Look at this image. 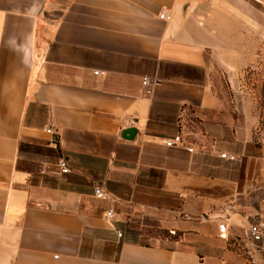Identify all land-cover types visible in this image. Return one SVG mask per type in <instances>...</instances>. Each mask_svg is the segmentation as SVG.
<instances>
[{
    "label": "crops",
    "instance_id": "1",
    "mask_svg": "<svg viewBox=\"0 0 264 264\" xmlns=\"http://www.w3.org/2000/svg\"><path fill=\"white\" fill-rule=\"evenodd\" d=\"M263 53L264 0H0V264H250L255 140L216 77Z\"/></svg>",
    "mask_w": 264,
    "mask_h": 264
},
{
    "label": "rangeland",
    "instance_id": "2",
    "mask_svg": "<svg viewBox=\"0 0 264 264\" xmlns=\"http://www.w3.org/2000/svg\"><path fill=\"white\" fill-rule=\"evenodd\" d=\"M216 86L229 97L234 109L241 112V124H248L254 140L264 145V53L256 65L240 73L235 84L217 76ZM251 153L257 158L244 163L241 171L242 179L248 178L249 190L246 195L239 196L242 203L248 204L247 228L256 223L264 224V148L262 154L257 149ZM250 252L247 255L250 264H264V229L262 240L253 245Z\"/></svg>",
    "mask_w": 264,
    "mask_h": 264
},
{
    "label": "built area",
    "instance_id": "3",
    "mask_svg": "<svg viewBox=\"0 0 264 264\" xmlns=\"http://www.w3.org/2000/svg\"><path fill=\"white\" fill-rule=\"evenodd\" d=\"M201 1H206V0H201ZM161 19H165V20H169L171 18V16L168 13H163L160 15ZM98 71H95L94 74L98 75ZM151 83V79L149 77H144L143 78V84L144 86H148ZM48 132H50V130H47ZM161 142L163 145H165L168 148H177V147H183L185 145V140L182 136L181 133H178L172 137H163L161 139ZM188 150V152L192 153L193 152V148L190 146H187L186 148ZM220 158L225 159V160H229V161H235L236 160V156L234 155H230L228 153H221L220 154ZM59 166H60V170L62 173H69L71 170L67 164V162L64 159H61L59 161ZM94 195L97 199L99 200H107L108 199V194L105 192V190L103 189L102 186H96L94 189ZM107 219L109 220H113L116 216L115 210L112 206L109 207V209L107 210ZM263 229H264V224L261 223H256L251 225L250 230H249V238L252 240V242L256 243V242H260L263 238ZM219 232H220V237L222 239H227L229 232H228V227L225 223H220L219 224ZM172 234L174 232H171ZM118 236L121 237L122 233L118 232Z\"/></svg>",
    "mask_w": 264,
    "mask_h": 264
},
{
    "label": "trees",
    "instance_id": "4",
    "mask_svg": "<svg viewBox=\"0 0 264 264\" xmlns=\"http://www.w3.org/2000/svg\"><path fill=\"white\" fill-rule=\"evenodd\" d=\"M264 145L261 142L255 141L253 144L250 145V147H255L257 150H259V153L262 154V150ZM259 148V149H258Z\"/></svg>",
    "mask_w": 264,
    "mask_h": 264
}]
</instances>
